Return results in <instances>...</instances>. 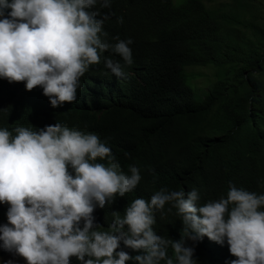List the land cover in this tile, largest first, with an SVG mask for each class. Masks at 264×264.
<instances>
[{"label":"trees","instance_id":"1","mask_svg":"<svg viewBox=\"0 0 264 264\" xmlns=\"http://www.w3.org/2000/svg\"><path fill=\"white\" fill-rule=\"evenodd\" d=\"M100 12L109 17V43L133 40L126 76L104 66L106 56L120 60L117 54L99 53L80 77L76 99L55 108L40 86L26 90L24 81L0 78V127L15 135L17 127L36 131L58 122L97 135L125 174L130 165L139 169L134 189L94 208L100 231L109 230L114 213L123 217L134 199L147 201L161 188H195L200 204L226 195L229 182L264 192V0H111ZM201 67L213 70L202 83L194 71ZM7 207L0 204V224ZM153 216L175 264L171 241L184 236L180 217L169 203ZM185 242L194 247V264L236 259L226 243L206 236ZM70 264L79 262L70 257Z\"/></svg>","mask_w":264,"mask_h":264},{"label":"clouds","instance_id":"2","mask_svg":"<svg viewBox=\"0 0 264 264\" xmlns=\"http://www.w3.org/2000/svg\"><path fill=\"white\" fill-rule=\"evenodd\" d=\"M110 4L0 0V78L24 81L26 90L40 86L53 108L76 99L80 77L99 62V53L117 54L120 60L106 56L104 66L124 78L125 66L133 63V40L106 39L103 25L109 17L100 8ZM13 131L15 135L0 127V204L8 205L7 222L0 224V249L22 256L26 264H70V257L79 264H173L167 253L170 242L152 228L153 212L166 203L184 226V236L171 241L175 264H194V247L185 240L204 236L228 245L236 259L227 264H264V192L229 182L226 195L200 204L195 188H161L147 201L134 199L123 217L114 213L109 230L100 231L94 208L134 189L142 179L139 169L130 165L125 174L97 135L58 122L36 131ZM98 158L107 163L96 162ZM121 243L137 254L130 256Z\"/></svg>","mask_w":264,"mask_h":264},{"label":"rangeland","instance_id":"3","mask_svg":"<svg viewBox=\"0 0 264 264\" xmlns=\"http://www.w3.org/2000/svg\"><path fill=\"white\" fill-rule=\"evenodd\" d=\"M208 4H214L215 2H219L221 0H204ZM176 4H179L182 2V0H174ZM198 76L197 80L202 83L205 82L208 78V76H212L213 70L209 67H201V68H196L194 70ZM13 260L14 264H26L25 259L22 256H19L18 254L14 252H5L3 249H0V262L6 261V260Z\"/></svg>","mask_w":264,"mask_h":264}]
</instances>
